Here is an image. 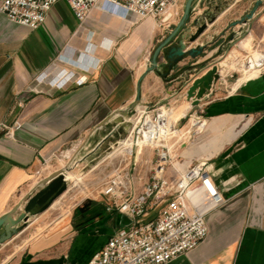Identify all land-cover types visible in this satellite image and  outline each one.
<instances>
[{
	"label": "crops",
	"instance_id": "crops-1",
	"mask_svg": "<svg viewBox=\"0 0 264 264\" xmlns=\"http://www.w3.org/2000/svg\"><path fill=\"white\" fill-rule=\"evenodd\" d=\"M253 2L194 0L190 21L201 17L207 23L211 15L216 19L186 48L207 45L196 58L185 56L163 78L157 71L144 72L151 51L181 15L162 29L152 18L134 19L122 10L102 7L92 8L79 25L67 3L58 0L45 21L29 29L0 14V217L39 180L62 168H46L50 159L98 130L115 111L127 108L142 75L138 103H168L224 47L236 41L254 46L264 41V0L246 24L227 29ZM85 46L91 47L89 55ZM60 53L76 62L90 57L98 61L88 71L78 70V78L62 89L38 83L37 75ZM263 58L256 54L249 66L259 65ZM158 63H164L161 56ZM61 65L65 71L76 68ZM216 88L213 83L196 105L208 126L204 133L192 135L189 146L205 156L225 200L205 215L206 237L165 264H264V69L239 77L226 94L212 96ZM145 152L149 165L153 157ZM106 201L99 192L81 199L64 237L28 247L11 264H86L126 223Z\"/></svg>",
	"mask_w": 264,
	"mask_h": 264
},
{
	"label": "built area",
	"instance_id": "built-area-1",
	"mask_svg": "<svg viewBox=\"0 0 264 264\" xmlns=\"http://www.w3.org/2000/svg\"><path fill=\"white\" fill-rule=\"evenodd\" d=\"M57 1L0 0V14L13 23L36 29ZM64 1L79 25L84 23L92 8L102 7L110 11L122 10L134 19L152 18L162 29L170 28L181 15V0ZM97 61L90 57L76 62L60 53L37 75L36 80L62 89L78 78V70L88 71ZM63 62L76 68L65 71L61 65ZM68 71L72 77L67 75ZM149 107L141 105L137 111L133 130L127 138L130 139V158L126 168L117 167L99 190L107 199V208L117 210L126 218V223L86 264H165L195 248L206 237L205 215L225 200L204 160L195 161L184 169L179 164V168L176 167L164 151L162 142L176 133L179 119H172L170 112L165 113L168 109L166 104L153 109ZM5 133L11 135L9 130ZM138 146H150L157 151L156 162L145 180H141L136 172L135 156L131 158L132 148L136 150ZM196 192L202 194L203 207L199 205L201 202L192 200L191 194ZM158 206L157 215L149 217L151 210Z\"/></svg>",
	"mask_w": 264,
	"mask_h": 264
},
{
	"label": "rangeland",
	"instance_id": "rangeland-1",
	"mask_svg": "<svg viewBox=\"0 0 264 264\" xmlns=\"http://www.w3.org/2000/svg\"><path fill=\"white\" fill-rule=\"evenodd\" d=\"M183 6V0H181L179 9L181 14ZM237 44V41L232 42L230 46L223 48L220 55L209 59L208 61L212 63L204 66L199 75L188 79V85L174 98H170L168 103L149 107L153 109L158 105L166 104L167 112H170L172 119H179L177 132L162 142L165 146L164 151L170 156L172 162L176 163V167L180 166L184 169L198 159L204 160L205 157L198 153V148L189 146L194 134L185 133L193 119L199 116L196 112L197 104L192 105L195 95H188V89L193 82L207 72L211 70L215 72L218 69L220 70L219 74L214 76L213 81L217 88L212 96L215 93L218 95L226 94L233 89L232 85L236 80L245 74V65L249 64V60L253 59L256 54L264 56V41L259 42L256 46L250 43ZM89 52L88 46H85L84 53L89 55ZM223 61L224 63L219 65ZM256 66L254 73L263 70L264 58ZM247 75L249 74L244 76ZM137 106L140 107L141 104L138 103L133 109H128L120 113L117 118L110 119L106 127L102 126L91 132L86 138L70 145L48 161L46 168L52 169L64 166L70 157L72 158L73 164L67 173L69 177L65 178L66 189L52 202L49 208L40 214L31 216L11 239L0 245V264H11L24 250L32 245L35 246L40 241H52L64 237L67 234L68 219L77 203L81 199L98 193L117 167L126 168L130 158V147H118L120 141L126 140L133 130L137 118L134 109ZM207 126L208 123L206 122L200 133H204ZM145 149L153 157V163H149V165L146 162L148 156ZM132 150L131 158L135 156L136 172L141 180H145L149 177L150 169L156 162L157 151L150 146H139L136 150L134 148ZM65 154L69 159L65 157ZM177 164L179 165L177 166ZM169 171H172L171 167ZM158 210L159 206L152 209L149 217H155Z\"/></svg>",
	"mask_w": 264,
	"mask_h": 264
},
{
	"label": "water",
	"instance_id": "water-1",
	"mask_svg": "<svg viewBox=\"0 0 264 264\" xmlns=\"http://www.w3.org/2000/svg\"><path fill=\"white\" fill-rule=\"evenodd\" d=\"M193 2L194 0H185L183 11L178 22L151 52L144 73L157 71L162 78L166 77L170 70L185 56L194 59L205 49L207 43H201L187 49V42L194 41L206 29L207 23L213 22L216 16L211 15L207 17V23L201 17L190 21ZM261 3L262 0H254L249 10L239 19L232 21L227 29L246 24L248 20L252 18ZM194 28L195 31L192 33ZM233 36L234 33H230L228 39H233ZM160 56L164 60L163 64L158 63ZM142 78L143 75L137 82L135 99L127 108L119 109L115 112L119 114L123 113L128 109H133L138 104L140 100V85ZM213 81L214 71L211 70L193 82L188 89V95H195V100L193 99L192 105L197 104L210 92ZM112 115L101 121L98 127H106V123ZM72 164L73 160L71 159L67 165L68 169ZM65 189L66 181L64 178V169H57L39 180L24 198L0 217V228H2L0 231V245L11 239L20 230L22 224H25L31 216L40 214L49 208L52 202Z\"/></svg>",
	"mask_w": 264,
	"mask_h": 264
},
{
	"label": "bare ground",
	"instance_id": "bare-ground-1",
	"mask_svg": "<svg viewBox=\"0 0 264 264\" xmlns=\"http://www.w3.org/2000/svg\"><path fill=\"white\" fill-rule=\"evenodd\" d=\"M256 65L254 66V65H250L249 66V64H247V65H245V69H244V72H245V74H250V73H252V72H255V70H256ZM259 67V66H258ZM220 71V70H219ZM219 71H218V73L216 74V75H218L219 74ZM244 74V75H245ZM196 105V104H195ZM138 110H140V107H138L137 106V108H136V116H138V113H137V111ZM165 113H167L168 114V112H165ZM118 116H120V114L119 113H117V112H115V113H113V115L110 117V119H113V118H117ZM109 119V120H110ZM125 120V119H124ZM206 120L205 119H203V118H201L200 116H196V119H193V121L189 124V127H188V130L185 132L186 134H188V135H192V134H194L195 132L196 133H200L202 130H203V128L205 127V125H206ZM112 123V122H111ZM120 124V123H119ZM116 128V127H115ZM177 132V131H176ZM130 139H126V140H123V141H120V143H119V147L118 148H122V147H124V148H128V147H130V141H129ZM139 147V146H138ZM65 157L67 158V159H69V157L65 154ZM72 158L70 157V159L66 162V164L64 165V166H62V168L61 169H64V178L67 176V173L69 172V170H68V167H67V165H68V162L71 160ZM191 197H192V200L195 202V203H199V202H201V203H199V205H200V207H203V205L205 204V202L203 201H201L202 200V194H201V192H196V193H192L191 194Z\"/></svg>",
	"mask_w": 264,
	"mask_h": 264
}]
</instances>
